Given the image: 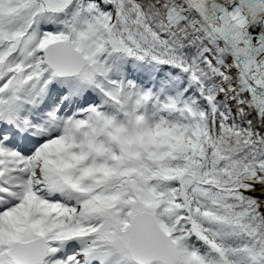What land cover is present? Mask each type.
<instances>
[{"label":"trees","instance_id":"16d2710c","mask_svg":"<svg viewBox=\"0 0 264 264\" xmlns=\"http://www.w3.org/2000/svg\"><path fill=\"white\" fill-rule=\"evenodd\" d=\"M168 7L165 0H51L46 5L35 0H0L2 104L15 91L20 110L29 107V123L44 122L57 112L60 129L65 130V123L80 117L90 119L95 110L105 119L114 117L111 123L123 119L124 112L116 110L109 99L125 104L126 100L116 96L117 89L122 97L145 90L150 95L149 110L154 112L149 113V127L154 129L158 122L166 127V133L157 134L160 149H165L155 166H147L144 160L124 172V165L110 153V159L102 157L90 153L82 142L70 141L79 158V175L81 170L86 172L79 183L68 181V188L76 192L58 190L50 180L46 185L42 180L43 185L38 186L40 200L82 213L70 217L61 232L52 233L57 240L51 246L58 249L54 258L59 261L74 257L75 264L79 263L87 241L106 252L103 264H131L117 241L115 225L126 224L131 208L150 205L164 229L176 238L181 255L178 264H187L183 250L197 253L202 264H264V217L258 197L242 190L224 192L211 185L231 179L248 188L250 184L242 178L255 175L261 152L251 139L250 128L234 130L228 124V96L219 95L223 85L216 74L220 66L216 58L213 61L212 51L207 59L202 55L209 47V30L198 17L169 24L165 20ZM64 36H71L74 42L81 37L90 66L77 76L58 78L44 64L41 50L47 42ZM17 70L21 79L14 81ZM157 99L170 117L155 116ZM84 106L87 114L80 116ZM146 106L145 101L139 109ZM103 117L91 120L101 124ZM7 128L9 124L0 120V133ZM11 138L21 141L25 153L44 140L16 130ZM13 149L17 156L24 153ZM21 161L26 170L27 162ZM182 172L193 228L179 196ZM30 173L37 177L34 167ZM193 173L196 177L191 182ZM111 192L116 203L107 200ZM166 194L171 195L169 203L161 199ZM30 216L31 227L39 232L43 223L55 221L59 214L49 216L38 209ZM8 233L9 229L2 237ZM74 235L79 238L75 245L63 244ZM88 263L100 264L91 258Z\"/></svg>","mask_w":264,"mask_h":264},{"label":"rangeland","instance_id":"374dc122","mask_svg":"<svg viewBox=\"0 0 264 264\" xmlns=\"http://www.w3.org/2000/svg\"><path fill=\"white\" fill-rule=\"evenodd\" d=\"M46 1L51 2V0ZM87 36L88 35L84 37V40H86ZM80 40L81 37L77 39L76 44V42H74V40L72 39L73 45L74 47H78L83 53H86V46H84V42H79ZM210 45L211 43H209V46ZM222 62L225 64L227 63L225 58ZM222 62L217 59V63L219 64V66L223 65ZM223 73L225 74L226 71H223ZM229 75L231 76L232 73H229ZM230 83L232 84V86H236L234 82L232 83V81H230ZM112 84L115 85V82H113ZM122 94V91H119L117 89L116 96L118 97V99L123 98L124 100H126L127 102L125 104L114 102L113 98L109 99V101L114 104L115 109L124 112L125 115L123 119L119 118L113 123L111 122L114 117H112V119H105L100 114V112L95 110L91 112V115L92 117H103V121L101 122V124H99V122L95 120H91L92 117L90 119L80 117L79 121H75V118L70 122L65 123V130H63V134H58L57 131L53 134L54 136H50L46 140H43L42 142L36 144L34 147L30 148L27 153L24 152L19 156L15 155L16 151H14V149L12 150L11 146L2 147L3 145H5V143H1L0 139V161L3 162V165L0 166V171H3L4 178L9 180L17 175L16 179L19 185H17L16 189H19L20 193V195L18 196L17 194L15 195L16 197L14 201L10 204H19L16 209L10 208L9 211L5 212L4 214V210H0V233H4L7 229H9V231H12L9 232V235H11L12 233H16L17 230H25L27 233L26 239L28 238V236H35L37 234L35 227L32 228L30 227V225L28 227L24 225V228L19 229L17 224L20 221L19 215L22 210H24L22 221L26 222L27 210L30 207H32L33 213H38L39 209L40 211H43L45 215L50 216L59 214L55 221H48L42 224V231L48 235L49 239L55 238L52 233H59L64 227H66L65 222L70 217L72 220L82 214L77 208L72 207V209H70L68 207H65L64 205H54L51 203H47V201L40 200L41 193H39L38 190V186L43 185V183H40L41 180H43L44 183L48 180L54 182L56 181L59 183V186L61 188L65 189L66 184H68L69 180H74V182L79 183V179L81 180V176L86 174V172L81 170V174L79 175L80 171L76 169L79 158L75 156V148L70 146V141L82 142L84 146L88 147L90 153H98L100 154V156H106L109 159L112 156L117 163H122L124 165L125 168L122 169L123 172L128 170L132 166L140 164V162L144 160H146L147 166H155V163L159 161V157L163 155L160 154L161 150L165 149H160L161 144L158 142L157 134L166 133V127H162L159 122L157 124H153V127H155L154 129L149 127V125L151 124V121H149V113L152 112L154 114V112L149 110L150 95L148 91H140L139 94H134V92H131V95H129L128 97H122ZM8 99L9 98L7 97L4 105L6 104ZM145 101L147 102L145 110L139 109L140 104L145 103ZM162 105L163 103H159V100L157 99L155 103V109H158L159 111H157L155 116L157 115V118L160 116H164L165 118L170 117V111L163 108ZM85 108L86 106L83 107L82 111L80 112V116L87 114V110ZM89 110H92V108H90ZM234 112L235 111H233V115ZM228 124L232 126L234 130L236 128H250L248 125L240 126L239 122H237L235 118L228 119ZM55 129L56 127L54 126L53 129L46 130L42 135H49L51 134V130ZM250 130L253 139H262L259 135L261 134L259 129L255 131L250 128ZM49 131L50 133H48ZM132 140L136 141L132 142ZM261 142L263 144V140ZM109 153L111 154V156ZM21 160H25L27 162L26 170H24V163ZM32 167H34V170L37 173V177H30L29 170H32ZM262 170L264 171V169ZM263 171L261 172L260 170L259 174L261 175ZM13 179H15V177ZM51 185L52 184H50V186ZM141 188L144 189L142 186ZM67 189L70 193L76 192L75 189L72 190L68 187ZM133 189L134 191L139 192V188L133 186ZM110 194L113 195L112 192L109 193V198L107 200L110 203H116V201L112 197H110ZM98 195L99 200L103 201L101 199L102 195ZM161 199L169 203L171 201V195L166 194ZM38 202H41V206L39 208H37ZM91 204L94 203L91 202ZM160 225L162 224L160 223ZM11 237H14V234L6 240H0V247L9 243ZM172 238L176 239L174 236ZM52 251L53 249L48 252V254H51L50 256H45L46 261L43 264H45L46 262H48L49 264H62L63 262L55 261L54 257L52 256L55 251ZM68 254L70 255L72 253ZM182 254L183 260L187 264H189V261L192 262L191 264H202V262L198 260L197 253H188L183 250ZM4 258L6 259V256ZM74 259L75 258L72 257V260L69 261L68 259L64 258L63 264H73ZM0 264H3L1 260Z\"/></svg>","mask_w":264,"mask_h":264},{"label":"water","instance_id":"95a60500","mask_svg":"<svg viewBox=\"0 0 264 264\" xmlns=\"http://www.w3.org/2000/svg\"><path fill=\"white\" fill-rule=\"evenodd\" d=\"M35 1L40 4L46 0ZM184 2L204 23L213 39L221 44L241 83L246 86L254 114L264 118V0ZM43 48L44 62L58 76L75 75L90 65L88 57H84L80 49L73 46L70 37L53 40ZM183 177L182 174L179 182L180 196L187 209ZM250 192L258 195L257 191ZM187 218L191 222L190 215ZM117 234L121 245L140 264L179 262L176 241L160 226L150 206L130 210L127 225L117 228ZM29 242L32 249L27 257L33 253L39 255L40 251L47 249L46 239L42 235Z\"/></svg>","mask_w":264,"mask_h":264},{"label":"bare ground","instance_id":"6f19581e","mask_svg":"<svg viewBox=\"0 0 264 264\" xmlns=\"http://www.w3.org/2000/svg\"><path fill=\"white\" fill-rule=\"evenodd\" d=\"M182 5H184V2H183ZM184 10H186L187 13H189V16H191L193 19L195 18L193 16V14H192V11L189 8L184 7ZM42 54H43V51L41 50V55ZM216 63H217V60H216ZM221 67L222 66H220V70H221ZM52 74H53L54 77L56 76L58 78H66V76L74 77L78 73L75 74V75H66V76H58L54 72H52ZM232 80H233V78H232ZM240 85H242V86H240ZM240 85L237 86L238 90H239L240 98H244L245 99L244 102L248 103L249 99L245 95V88H244L243 84L240 83ZM60 97L61 96H59L58 99ZM0 105H2V101H0ZM27 106H29V105H27ZM249 110H250V106L249 107L247 106V107H245L244 111L246 113H250ZM29 113H31L30 110H29V107H27L26 109H23V110L22 109L21 110H17V107H16L14 109L13 113L9 112V114H8L6 112L4 106L2 105V115L9 116L10 124H9V128H7L3 132H1L0 135H3V137H5V138H11L13 130H16L18 132H22L25 135H30L33 132V130L35 129V127H36V122L29 123V119L27 118ZM56 113L53 114V123H52L53 126H55L56 118L58 116ZM1 119H3V118L1 117ZM53 126H52V128H53ZM258 126L261 128L260 132L263 135L264 134V126L263 125L262 126L258 125ZM263 149H264V137H263ZM262 171L263 170H261V172ZM262 175H264V171H263V173L260 176H262ZM256 179H258V178H256ZM256 183H258V189H259L257 191L264 192V181H260V182L256 181ZM116 233H117V228H116ZM116 238H117V234H116ZM78 241H79V238L74 235V237L72 239H69L67 243L69 244V246H71V245H75L74 243H76ZM19 244H20V239L17 238V239H13L12 241L7 243L6 245H2L0 247V251H1L0 252L1 253L0 260L3 262V264H21L20 261H16V260L10 259L8 257V253H11V254L14 255L16 253V251H18L17 247H18ZM83 247L84 248L81 251L83 254L80 255L81 261L79 263H77V264H88L89 258H91L92 260L94 259L95 262L97 261L100 264H103V261L105 260V257H103V255L106 254V252L103 249H99L98 246L96 245V243L94 244V243H90V242L84 241L83 242ZM123 249L125 251L124 256L127 258L129 263H131V264H140V263L136 262L132 258V256H130V254L128 253V251L124 247H123ZM5 256H6V259L4 258ZM42 259L43 258L40 257V259H39L40 262L39 263H41ZM141 264H143V263H141Z\"/></svg>","mask_w":264,"mask_h":264}]
</instances>
